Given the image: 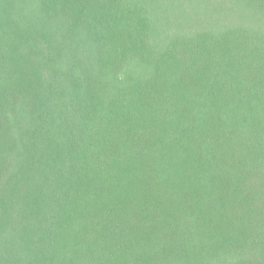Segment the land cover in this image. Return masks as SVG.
Returning a JSON list of instances; mask_svg holds the SVG:
<instances>
[{
  "label": "trees",
  "instance_id": "trees-1",
  "mask_svg": "<svg viewBox=\"0 0 264 264\" xmlns=\"http://www.w3.org/2000/svg\"><path fill=\"white\" fill-rule=\"evenodd\" d=\"M0 264H264V0H0Z\"/></svg>",
  "mask_w": 264,
  "mask_h": 264
}]
</instances>
